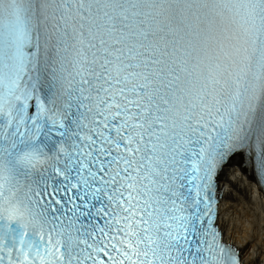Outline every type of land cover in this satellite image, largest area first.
Masks as SVG:
<instances>
[{
    "label": "snow or ice",
    "instance_id": "snow-or-ice-1",
    "mask_svg": "<svg viewBox=\"0 0 264 264\" xmlns=\"http://www.w3.org/2000/svg\"><path fill=\"white\" fill-rule=\"evenodd\" d=\"M244 153L264 192V0H0V264H241Z\"/></svg>",
    "mask_w": 264,
    "mask_h": 264
},
{
    "label": "bare ground",
    "instance_id": "bare-ground-1",
    "mask_svg": "<svg viewBox=\"0 0 264 264\" xmlns=\"http://www.w3.org/2000/svg\"><path fill=\"white\" fill-rule=\"evenodd\" d=\"M240 165L241 160L230 163L221 177V227L226 240L241 251L244 264H264V200Z\"/></svg>",
    "mask_w": 264,
    "mask_h": 264
}]
</instances>
